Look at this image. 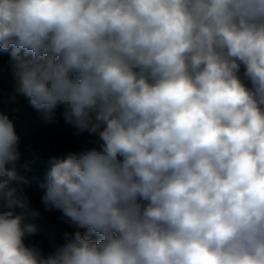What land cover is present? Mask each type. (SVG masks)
<instances>
[{
	"label": "clouds",
	"instance_id": "clouds-1",
	"mask_svg": "<svg viewBox=\"0 0 264 264\" xmlns=\"http://www.w3.org/2000/svg\"><path fill=\"white\" fill-rule=\"evenodd\" d=\"M0 50L99 144L49 160L43 204L88 232L43 258L0 112V264H264V0H0Z\"/></svg>",
	"mask_w": 264,
	"mask_h": 264
},
{
	"label": "trees",
	"instance_id": "trees-1",
	"mask_svg": "<svg viewBox=\"0 0 264 264\" xmlns=\"http://www.w3.org/2000/svg\"><path fill=\"white\" fill-rule=\"evenodd\" d=\"M20 56L29 59L30 53L25 50L20 51ZM245 67L238 75L244 78ZM14 77L11 70L10 50H0V112L9 115L14 123ZM250 86V81L247 82ZM29 100V98H27ZM48 119L51 130L44 134L41 141L30 146L27 150L29 163L21 172V183L28 186L23 192L21 199L26 198V203L20 207L22 226L27 229L31 227L34 231L26 232L24 244L26 247L34 249L41 257L47 258L53 255L56 250L75 238V233L79 231L81 235L88 232L87 228H81L63 214V211L53 207L46 208L43 204L47 185V173L50 170L49 160L52 157H62L67 152H77L99 147L94 143L97 137L87 131L80 135H75V129H70L63 116V108L57 107L50 114L38 110L35 122ZM65 233L68 237H65ZM97 240V235L91 237Z\"/></svg>",
	"mask_w": 264,
	"mask_h": 264
},
{
	"label": "water",
	"instance_id": "water-1",
	"mask_svg": "<svg viewBox=\"0 0 264 264\" xmlns=\"http://www.w3.org/2000/svg\"><path fill=\"white\" fill-rule=\"evenodd\" d=\"M14 98V126L16 134L19 137V144L17 150L20 153V158L15 162L18 175L21 176L23 167L29 163L27 150L30 146L41 141L44 134L51 130V125L48 119L40 122H35L38 110L34 108L30 101L24 95L16 94L15 87L13 88ZM70 129H74L72 125L68 124ZM12 167V165H9ZM22 179L13 181L12 186L17 189V196L22 197L23 192L28 189V186L21 183ZM20 207L15 206L13 211L20 216Z\"/></svg>",
	"mask_w": 264,
	"mask_h": 264
},
{
	"label": "rangeland",
	"instance_id": "rangeland-1",
	"mask_svg": "<svg viewBox=\"0 0 264 264\" xmlns=\"http://www.w3.org/2000/svg\"><path fill=\"white\" fill-rule=\"evenodd\" d=\"M244 66L243 65H241V67H240V70H239V72L238 73H240V71H241V69L243 68ZM14 87H15V82H14ZM100 237L99 236H97V240L99 239Z\"/></svg>",
	"mask_w": 264,
	"mask_h": 264
}]
</instances>
